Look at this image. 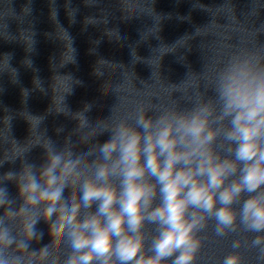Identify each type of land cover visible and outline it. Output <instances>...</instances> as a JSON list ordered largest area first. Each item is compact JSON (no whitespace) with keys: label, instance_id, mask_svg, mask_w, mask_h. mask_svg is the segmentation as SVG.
<instances>
[{"label":"clouds","instance_id":"9594fccd","mask_svg":"<svg viewBox=\"0 0 264 264\" xmlns=\"http://www.w3.org/2000/svg\"><path fill=\"white\" fill-rule=\"evenodd\" d=\"M132 7L156 21L141 39H159V15ZM240 30L248 39L227 45L210 69V96L187 97L195 74L155 90L125 70L110 115L96 119L88 103L67 105L80 81L57 73L47 112L73 121L70 130L57 127L53 139L45 116L25 110L27 136L17 140L13 117H0V264H264V27ZM114 34L127 39L104 30ZM20 39L31 53L32 34ZM174 47L161 44L147 59L133 49V63H146L159 82L155 69ZM69 52L61 68L75 63L72 42ZM10 58L0 56V75L18 84ZM106 63L97 60L94 74ZM22 64L32 68L27 57ZM32 84L44 91L37 77ZM29 91L20 88L23 101Z\"/></svg>","mask_w":264,"mask_h":264},{"label":"water","instance_id":"95a60500","mask_svg":"<svg viewBox=\"0 0 264 264\" xmlns=\"http://www.w3.org/2000/svg\"><path fill=\"white\" fill-rule=\"evenodd\" d=\"M263 27H264V21H263ZM261 42H264V33H262V40Z\"/></svg>","mask_w":264,"mask_h":264}]
</instances>
